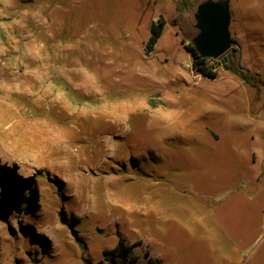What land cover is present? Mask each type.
I'll return each mask as SVG.
<instances>
[{"label":"rangeland","instance_id":"rangeland-1","mask_svg":"<svg viewBox=\"0 0 264 264\" xmlns=\"http://www.w3.org/2000/svg\"><path fill=\"white\" fill-rule=\"evenodd\" d=\"M201 1L0 0V264H264V193L234 188L264 159V0H230L244 69L216 78Z\"/></svg>","mask_w":264,"mask_h":264},{"label":"water","instance_id":"water-1","mask_svg":"<svg viewBox=\"0 0 264 264\" xmlns=\"http://www.w3.org/2000/svg\"><path fill=\"white\" fill-rule=\"evenodd\" d=\"M197 33L192 43L202 57L218 58L232 43L230 0H203L194 13Z\"/></svg>","mask_w":264,"mask_h":264},{"label":"trees","instance_id":"trees-1","mask_svg":"<svg viewBox=\"0 0 264 264\" xmlns=\"http://www.w3.org/2000/svg\"><path fill=\"white\" fill-rule=\"evenodd\" d=\"M165 20L163 16H159L158 20H153L149 24V36L145 44V51L147 54L151 53L156 44L158 43L160 37L165 28ZM188 51L191 54V65L193 70L208 78H216L218 76V65H222L228 69H233L232 63H237V68L244 69V66L241 64L240 59L233 56L229 57V52H225L218 58L202 57L197 51L193 43H189L187 46ZM242 78L246 79L245 76ZM64 222V219L62 218ZM134 243H129L125 237L121 234H118V239L116 245L110 249L105 250V255H112V260H115L114 257L120 258L122 263L128 261L129 251L133 248ZM146 256L148 258L149 264H161V258L153 256L149 249H146Z\"/></svg>","mask_w":264,"mask_h":264},{"label":"crops","instance_id":"crops-1","mask_svg":"<svg viewBox=\"0 0 264 264\" xmlns=\"http://www.w3.org/2000/svg\"><path fill=\"white\" fill-rule=\"evenodd\" d=\"M241 84L245 85V82L242 81ZM240 91H244V90L241 89ZM233 93L224 92V93H218L217 95L214 94V96L216 95L215 96L216 98L230 97L229 94H233ZM235 93L237 94V92ZM235 119L236 118L230 119V124L234 125L236 123ZM263 137H264V131H263ZM238 162H240L244 166V169L242 170L241 174H239L240 175L239 181L241 182V184L240 185L238 184L236 187H234L236 191L242 190L243 195L244 194L249 195L252 198H254L255 195L259 196L261 192L264 193V159L263 161H238ZM155 254L160 256L158 253Z\"/></svg>","mask_w":264,"mask_h":264}]
</instances>
